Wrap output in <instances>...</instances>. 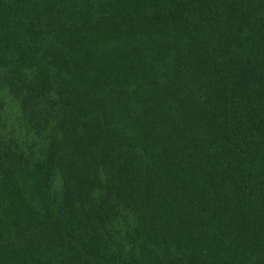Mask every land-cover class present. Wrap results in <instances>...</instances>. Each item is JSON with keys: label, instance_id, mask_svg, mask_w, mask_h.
Instances as JSON below:
<instances>
[{"label": "trees", "instance_id": "obj_1", "mask_svg": "<svg viewBox=\"0 0 264 264\" xmlns=\"http://www.w3.org/2000/svg\"><path fill=\"white\" fill-rule=\"evenodd\" d=\"M0 264H264V0H0Z\"/></svg>", "mask_w": 264, "mask_h": 264}, {"label": "rangeland", "instance_id": "obj_2", "mask_svg": "<svg viewBox=\"0 0 264 264\" xmlns=\"http://www.w3.org/2000/svg\"><path fill=\"white\" fill-rule=\"evenodd\" d=\"M7 100L6 110L4 111V121L3 126L4 134H12L17 131L20 137L24 138V143H31L30 141L34 139V136L28 135V128L26 126V120L23 118L18 101L15 98L5 95ZM29 134H32L29 132Z\"/></svg>", "mask_w": 264, "mask_h": 264}]
</instances>
